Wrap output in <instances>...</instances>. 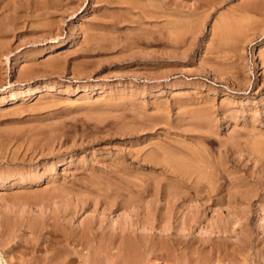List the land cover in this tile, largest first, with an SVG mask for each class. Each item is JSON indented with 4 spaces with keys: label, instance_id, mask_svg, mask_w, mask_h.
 <instances>
[{
    "label": "rangeland",
    "instance_id": "1",
    "mask_svg": "<svg viewBox=\"0 0 264 264\" xmlns=\"http://www.w3.org/2000/svg\"><path fill=\"white\" fill-rule=\"evenodd\" d=\"M257 2L0 0L4 264H264Z\"/></svg>",
    "mask_w": 264,
    "mask_h": 264
},
{
    "label": "bare ground",
    "instance_id": "2",
    "mask_svg": "<svg viewBox=\"0 0 264 264\" xmlns=\"http://www.w3.org/2000/svg\"><path fill=\"white\" fill-rule=\"evenodd\" d=\"M132 1H134V0H132ZM137 1V0H136ZM157 1V0H156ZM142 2V1H141ZM217 2V1H216ZM143 3V2H142ZM145 3V2H144ZM152 3V2H151ZM149 4V3H148ZM163 4V3H162ZM221 4V3H220ZM213 5V4H212ZM135 7H139V5L138 4H136V5H134ZM211 6V5H210ZM142 7V6H141ZM140 7V8H141ZM149 7V6H148ZM160 7V6H159ZM183 8V7H182ZM264 8V4H263V2H257V3H255V4H252V5H246V6H243V7H241V9H242V11H244L245 13L246 12H250V11H252V10H257V9H263ZM166 9V8H165ZM174 9V8H173ZM179 9V8H178ZM141 10V13H144L145 12V10H143V9H140ZM171 10V9H170ZM177 9H175V11H176ZM125 11V10H124ZM168 11V10H167ZM181 11H182V9H181ZM258 11V10H257ZM150 12V11H149ZM148 12V13H149ZM162 12V11H161ZM179 12L180 11H178V12H176V13H178L177 15H180L179 14ZM185 12V11H184ZM238 12V11H237ZM260 12V11H259ZM127 13V12H126ZM181 13V12H180ZM188 13V12H187ZM190 14H186V15H188V16H190L191 15V13L192 12H189ZM195 13H197V12H195ZM152 14V13H151ZM153 14L155 15V13L153 12ZM152 14V15H153ZM174 14H175V12H174ZM183 14V13H182ZM185 14V13H184ZM194 14V13H193ZM192 14V15H193ZM142 15V14H141ZM162 15V14H161ZM164 15V14H163ZM169 15V14H168ZM195 15V14H194ZM146 16V15H145ZM158 17V16H157ZM170 17H171V15H170ZM172 17H175V15L174 16H172ZM248 17V16H247ZM146 18V17H145ZM161 18V17H160ZM225 18V17H224ZM174 19V18H173ZM179 19V18H178ZM188 19V18H187ZM180 20H182V19H180ZM180 20H178V21H176V22H174V25L175 26H177V27H181L180 26ZM224 20V19H223ZM185 21V20H184ZM187 21V20H186ZM225 21V20H224ZM133 22V21H132ZM237 22V21H236ZM173 25V24H172ZM231 24L229 23H221V24H218V25H216L215 27H213V29L215 30V31H226V32H228L227 30L230 28L231 29V26H230ZM169 26V25H168ZM171 27V26H170ZM182 27H184V25H182ZM247 28V27H246ZM171 30V29H170ZM181 30H182V28H181ZM225 32V33H226ZM182 37V36H181ZM7 59V58H6ZM262 65H263V69H264V57H263V59H262ZM47 87V86H46ZM49 88V87H48ZM10 96H12V99H13V97L15 96V93L13 92V91H11L10 90ZM167 158V157H166ZM179 158V157H178ZM186 159V158H185ZM184 159V160H185ZM170 161H171V159H169ZM197 160V159H196ZM180 162L179 163H177V162H174V161H172V163L173 164H170V163H168L167 162V167H168V172L170 173V174H172V175H175L176 177H173V178H175L174 179V181L178 184L176 187H178V189H174L172 186H173V184H172V181H171V179H168V181H167V187H166V189H165V191H166V193L168 194V197L169 196H173V195H177L178 194V196L180 195V194H182L183 196L181 197V198H183V197H185V191H184V189L188 192V190H190V189H193L194 191H195V195H198L199 193L198 192H200V189H201V187H197V186H200V185H202V186H205L206 187V184H203V181L205 180V178L207 177H205V176H203V172L200 170V163H197L196 161H193L192 159H191V161H193L192 163H189V164H184V161L183 160H181V158H180V160H179ZM188 161V160H187ZM200 161V160H199ZM166 162V161H165ZM201 162V161H200ZM205 164V163H204ZM167 171V170H166ZM207 174H209V173H207ZM206 174V175H207ZM195 175V176H194ZM41 176H42V174H40V175H38V173L36 174V175H33V177H34V180H37V179H39V178H41ZM195 178H194V177ZM205 177V178H204ZM210 180H211V178H209ZM206 181H207V179H206ZM212 181H213V179H212ZM215 182H217V181H215ZM211 183V182H210ZM209 183V184H210ZM214 183V182H213ZM22 184V183H21ZM208 184V183H207ZM214 184H216V183H214ZM185 187H184V186ZM232 185V184H231ZM234 185H236L235 184V182H234ZM183 186V187H182ZM214 186V185H213ZM212 186V187H213ZM233 186V185H232ZM237 187H238V185H236ZM165 187V186H164ZM208 187V186H207ZM217 187H219V186H217ZM173 188V189H172ZM198 188H200V189H198ZM214 188V187H213ZM213 188H212V190H213ZM233 188V187H232ZM211 189V188H210ZM239 189V188H238ZM205 190V189H204ZM229 190H231V189H229ZM164 191V192H165ZM206 191V190H205ZM210 191V190H209ZM219 191V190H218ZM234 191H235V189H234ZM238 191V190H237ZM180 192V193H179ZM213 192V191H212ZM215 192H217L216 190H215ZM233 192V191H232ZM210 193V192H209ZM228 193H229V191H228ZM227 193V194H228ZM247 193V192H246ZM216 194V193H215ZM234 194V193H233ZM187 195H188V193H187ZM211 195V194H210ZM218 195H219V193H218ZM244 195V194H243ZM91 196V195H90ZM110 196V195H109ZM208 196V195H207ZM216 196V195H215ZM231 197V196H230ZM229 197V198H230ZM246 197V196H245ZM248 197V196H247ZM172 198V197H171ZM179 198V197H178ZM180 198V199H181ZM206 198V197H205ZM214 198V197H213ZM216 198H218L217 196H216ZM228 198V199H229ZM231 199V198H230ZM229 199V200H230ZM246 199V198H245ZM244 199V200H245ZM110 200V199H109ZM204 200V199H203ZM209 200H214V199H212V197L209 199ZM216 200V199H215ZM228 200V201H229ZM231 200H233V199H231ZM211 201V202H212ZM217 201H218V199H217ZM235 201V200H234ZM207 202V201H206ZM219 202V201H218ZM227 202V201H226ZM213 203H215V202H213ZM231 203V202H230ZM234 203V202H233ZM264 203V202H263ZM182 204V203H181ZM218 204V203H217ZM227 204V203H226ZM243 204V203H242ZM207 205V204H206ZM214 205V204H213ZM229 205V204H228ZM262 207H263V205H262ZM111 208V207H110ZM42 210V209H41ZM262 211V210H261ZM196 216V215H195ZM190 218V217H189ZM191 220H193L192 218H191ZM191 220H189V221H191ZM195 221V220H194ZM263 223H264V219H263ZM185 224V223H184ZM182 230H183V228H182ZM225 231V230H224ZM125 233V232H124ZM250 235V234H249ZM110 236H111V234H110ZM114 236V235H113ZM129 236V235H128ZM70 238V237H69ZM124 239V238H123ZM170 240V239H169ZM168 240V241H169ZM133 241V240H132ZM132 241H130V242H128V246L131 248H133V250H134V242H132ZM178 241H179V239H178ZM224 241V240H223ZM170 242V241H169ZM168 242V243H169ZM170 243H172V242H170ZM185 243V242H184ZM245 243V242H244ZM142 244V243H141ZM165 244V243H164ZM182 244V243H181ZM181 244H179V246L181 245ZM239 244H243V242L242 241H239L238 242V244H237V246L239 245ZM83 245V244H82ZM175 245V244H174ZM140 246V245H139ZM138 246V247H139ZM165 246H166V244H165ZM187 246V245H186ZM240 246V245H239ZM248 246H250L249 244H248ZM144 247H145V245H144ZM164 247V246H163ZM188 247H189V245H188ZM236 247V246H235ZM241 247V246H240ZM171 248V247H170ZM182 248H183V246H182ZM193 248V247H192ZM213 248V247H212ZM190 249V248H189ZM168 250H169V248H168ZM176 250V249H175ZM187 250V249H186ZM190 250H192V249H190ZM189 250V251H190ZM214 250V249H213ZM219 250V249H218ZM222 250V249H221ZM220 250V251H221ZM131 251H132V249H131ZM170 251H172L171 249H170ZM262 256V255H261ZM260 258H262V257H260ZM3 258L0 256V264H4L3 263V260H2ZM245 260V259H244ZM193 263V262H192Z\"/></svg>",
    "mask_w": 264,
    "mask_h": 264
}]
</instances>
